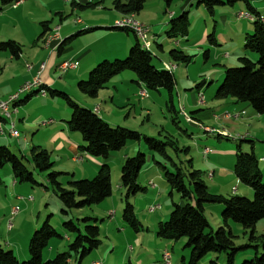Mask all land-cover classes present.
Listing matches in <instances>:
<instances>
[{
    "label": "rangeland",
    "instance_id": "obj_1",
    "mask_svg": "<svg viewBox=\"0 0 264 264\" xmlns=\"http://www.w3.org/2000/svg\"><path fill=\"white\" fill-rule=\"evenodd\" d=\"M211 1L216 0H173L169 7H166L162 0H145L144 3V5L148 4L150 6L146 16H151L154 13L151 2L161 3L163 11L168 8L169 11L167 10V13L182 5V12L187 13L189 29L186 38L168 39L165 34L168 30L167 26L165 30L156 34L157 39L148 32L150 50L153 53L151 54V65L157 69L162 68L171 72L175 78L176 86L171 97V99L174 98L176 104L174 105L177 108L175 111L171 109L166 91L160 90L159 92L162 95H159L157 91L146 90L142 85L138 87L133 82L136 81L135 75L126 70L113 76L105 88L99 90L94 98H89L85 95L73 98L72 95H67L71 97V100L81 103L79 104L81 108L84 107L90 110V107L98 106L103 112H108L112 109L114 114L120 113L118 119L114 118V120H111L113 125H115L113 128L119 127L139 134L144 133V135L153 137L166 144L173 142L175 144L173 148L166 147V154L171 160L158 154L153 155L155 161L160 165H164L168 171L174 172L172 167V163H174L184 175L193 171L199 172L202 182L212 194L221 193L225 197L235 194L247 195V198L253 199L252 190L240 184L231 169L234 165V149L236 145L241 144L242 149L246 153H251L253 146V151L263 175L262 182L264 183V114H255L250 105L237 102L230 97L215 98V92L224 80L225 70L239 67V57L247 56L253 62H256L257 56L255 54H245L243 51L245 35H252L253 33L252 23L250 20L239 16V13L241 11L245 14L248 13L245 1L251 3L252 6L257 4L264 7V0H234L231 3H228V0H220L224 5H217ZM209 2H211L210 9L206 5ZM6 11L7 8L1 12V14H4L1 17L2 21L6 19L3 17L7 16L5 14ZM261 11H264V8ZM81 12L79 11L78 14L80 15ZM142 13L143 9L140 14ZM159 15L161 16L160 18L167 16L165 12H161ZM146 16L143 18H147ZM74 17L78 16H70L68 20H73ZM78 19L82 20V17L80 16ZM9 22L11 23V21ZM45 24L47 27L49 26V22ZM61 24L63 25V23ZM145 27L148 30L151 28L149 25ZM31 28L32 26L30 25ZM2 32L3 29L0 30V34ZM127 35L134 39V35L131 32ZM176 41H179L178 45L174 44ZM160 45H162V49H159L158 46ZM171 50L183 52L185 56L191 58L190 62L184 64L181 61L175 62L171 60L169 57ZM168 64H174V70H169ZM87 77L83 81H86ZM119 80L124 81V84L118 85L117 82ZM140 90L146 92L147 98H140ZM178 91L182 95L181 100L186 93L191 94L195 100L194 106H187L184 102L183 106H180L178 103ZM198 91L200 97L197 96ZM29 94H22L20 100H24L23 98L29 96ZM201 97L203 100L202 104L199 103ZM53 99L62 108L57 110V113L61 115L62 123L68 122L71 111L67 104L60 98ZM235 104L248 108L245 115L240 119H238L239 116H236L243 114L239 112V109H235ZM146 111H149L150 114V120L148 121H145L148 117L144 114ZM63 112L67 114L66 117L63 116ZM252 112L255 115H252ZM225 113L229 114L230 117L226 118L224 116ZM147 124H150V126L145 127ZM38 128L41 129L40 126ZM144 128L147 130H144ZM205 128L208 130L204 131ZM78 134L76 133V135ZM78 136L81 137L80 134ZM237 138L248 140L239 142L235 140ZM9 151L19 158L23 157V154L14 145L11 146ZM29 153L24 155L23 163L29 173L32 174L36 185L18 184V187L25 188V194L21 192L13 194L12 188L4 184L5 176H0V246L3 249L13 251L16 256V248L20 247L22 250H26L28 254L27 247L31 235L39 230L49 217V224L53 227L56 234L62 237L61 239H51L47 248L43 251V262L49 261L57 254L65 253L68 250V245L73 241V235L62 228V223L71 220L82 231L84 227L82 219L88 217L96 219L95 224L100 230L101 245L86 256L80 264H92L94 262L100 264H124L128 262L131 264H145L146 260L161 256V248H158L157 242L163 245L167 244V246L162 247L164 248L162 251L170 253L171 264H183L181 261L183 256L185 257L184 264L188 263L190 250L184 248V243L186 242L184 239L165 241L156 236L158 222L167 221L171 205H183L185 201L181 200L180 196L175 192L169 196L171 190L163 179V171L150 161L149 158L152 153L148 151L143 141L128 142L123 150L111 153L106 160L100 157H92V159L98 160L99 165L106 163L109 166L112 193L109 198L100 204L83 209L65 210L53 187L47 182V174L34 169ZM137 153L146 154L147 156V164L137 178L138 185L144 188V191L139 192L135 197L129 198L128 201L134 208L136 220L143 227V231L140 232L133 230L122 219L125 191L120 186V173L123 161L126 157L136 156ZM49 156L50 161L54 163L53 171L61 173L58 177L59 183L67 188V183L72 176L70 172L72 171L65 172V170L60 169L59 159H56V156L50 152ZM260 159L263 160L261 161ZM4 168L12 176L8 165H5L0 170V173ZM150 169H155L154 173L149 174ZM75 171L80 174V163L76 166ZM146 174L148 179L145 180ZM73 180L81 181L84 179L78 177L75 180L74 177ZM147 181H151L163 192L161 190L153 192L150 185H147ZM5 190L7 192L4 195ZM15 198L17 200L16 203L14 201ZM30 198L32 200L29 201L30 204L27 206L25 202ZM189 203L194 205V200L191 199ZM149 204L157 205L159 209L150 213L148 210ZM14 205L19 208L21 214L13 222L8 220V217H10L8 211L9 207ZM205 206L207 208L205 216L209 222L210 229L216 231L222 222V206L219 204ZM62 211H65L66 214H62ZM106 213H109L108 216H106ZM1 220H3L2 223ZM7 221H11L13 229L6 230ZM229 224L234 246L243 247L235 256L234 264H241L244 261L251 260L255 255L257 257L264 255V250L261 246L255 247L256 244L249 241L250 230H244L234 223ZM254 232L256 236L264 233V219L255 225ZM69 264L77 263L72 258ZM198 264H227L226 255L224 253H210Z\"/></svg>",
    "mask_w": 264,
    "mask_h": 264
},
{
    "label": "trees",
    "instance_id": "obj_2",
    "mask_svg": "<svg viewBox=\"0 0 264 264\" xmlns=\"http://www.w3.org/2000/svg\"><path fill=\"white\" fill-rule=\"evenodd\" d=\"M24 0H0V12L3 9H10ZM166 7H169L173 0H162ZM234 0H228L231 3ZM93 2V1H92ZM89 2L85 8L96 7L98 4ZM217 5H224L220 0L211 1ZM208 9H210V5ZM145 0H114L115 10L122 14H139L144 7ZM205 3V2H204ZM247 14L253 20L252 35H245L243 51L245 54H255L256 62L247 56L238 58L239 67L228 68L224 72V80L217 87L215 98L230 97L237 102L250 105L255 114H264V24L259 20V13L251 3L245 1ZM213 12V11H212ZM46 27V24H42ZM42 27V28H43ZM189 29V20L186 12H180L168 22L166 36L169 39L186 38ZM124 32H129L122 30ZM88 32L81 31L77 35ZM43 30V35H44ZM133 34V33H132ZM71 37L62 44L68 43ZM135 44L129 49L127 56L122 60L102 61L97 64L88 74L86 81L78 82L77 88L83 95L94 98L99 90L105 88L110 79L122 71H130L135 75L136 81L145 86L149 91L164 90L168 94L171 104V97L174 92L176 81L173 74L167 70H159L151 65L152 55L149 50H143L138 39L135 37ZM62 44L59 48H62ZM0 52H7L13 58H18L21 47L14 41L0 42ZM171 60L181 61L184 64L190 62L191 58L178 50L169 52ZM51 98L64 100L71 111L67 129L72 133H79L82 138L83 147L80 149L89 156L100 157L106 160L113 152L123 150L128 142L143 141L148 151L152 153L150 161L163 171L162 176L168 184L171 192L177 193L183 205L172 204L167 221L157 225L156 236L165 241H178L184 239V248L190 250L187 264H198L210 253L226 255V263L234 264L235 256L243 247H235L233 236L230 231V224L234 223L244 230H250L249 241L261 246L264 250V233L255 235V225L264 219V183L259 168L258 159L253 151L246 153L241 144L236 145L235 160L232 172L240 184L250 188L253 192V199L243 195H232L225 197L220 194H212L200 178V173L193 171L189 174H182L181 169L172 163L174 172H170L164 165L155 161L153 155H160L170 159L166 154V147H174V143L166 144L152 137L143 136L137 132L129 131L119 127L113 128L104 122L91 110L79 107L70 97L61 91L47 90ZM37 92L30 93L22 102ZM173 110V105L171 104ZM174 111V110H173ZM3 120V119H0ZM242 142L248 139H235ZM173 145V146H172ZM253 145V144H252ZM177 149V148H176ZM30 161L39 172L46 173L47 182L53 187L58 199L65 210L90 208L98 205L111 196L112 187L110 183V170L106 163L100 165L98 173L92 179L81 181L70 180L67 188L63 187L58 177L61 173L53 171L54 163L50 161L49 153L38 146L31 147L29 151ZM24 157H17L5 146H0V170L8 165L13 179L17 184L36 185L32 174L26 169L23 163ZM147 164L146 154L137 153L136 156L126 158L121 167L120 186L125 191L124 208L122 219L136 232L143 231L142 225L135 218L134 208L128 201L139 192L144 191L137 183L139 173ZM65 175V174H64ZM187 178V179H185ZM187 180V181H185ZM1 185V178H0ZM194 200V205L189 203ZM219 204L222 206L221 226L216 230L210 229L209 222L205 216V205ZM62 214H66L62 211ZM96 219L84 218L82 231L77 228L71 220L62 223V228L73 235V241L68 245L65 253L57 254L53 259L43 262L42 253L53 238L61 239L49 224V217L42 227L35 231L28 241V258L19 261L13 251L5 250L0 246V264H69L72 258L80 264L86 256L98 249L101 245L100 230L95 224ZM208 230V232H206ZM124 264H131L130 262ZM241 264H264V255L254 256L253 259L244 261Z\"/></svg>",
    "mask_w": 264,
    "mask_h": 264
},
{
    "label": "crops",
    "instance_id": "obj_3",
    "mask_svg": "<svg viewBox=\"0 0 264 264\" xmlns=\"http://www.w3.org/2000/svg\"><path fill=\"white\" fill-rule=\"evenodd\" d=\"M113 1L114 0H93L92 4L98 5L96 7L85 8V5L89 3L87 0H24L10 9H7L5 12L7 16H3L6 18L3 19L4 21L1 20L4 14L0 12V30L3 29V32L0 34V42L12 40L21 47V53L18 58H13L7 52H0V100H6L15 93L20 86L26 82H31L36 77L39 79L41 89L44 91H61L68 95H72L73 98L81 97L80 95L83 96L77 88L78 82L85 80L89 72L100 62L124 59L129 49L135 44V36L133 39L127 35L129 32L112 28L115 21L127 16V14H122L115 10ZM126 1L127 0H123V2ZM151 5L154 8V13H152L151 16H146V13L150 10L148 4L144 5L142 14L139 13L138 16L135 14L129 15H133L134 19L140 24L144 26L149 25L151 27L149 28L150 30H148L149 34L157 39L156 34L165 30L166 26L168 27V21L182 11L183 7H181L182 5L177 6L174 11L167 13L168 8L163 11L161 3L151 2ZM253 7L259 15L264 12L261 11L262 8H264L262 6L254 4ZM177 10L179 11L175 13ZM79 11H82L80 15L78 14ZM161 12H165L167 16L160 18L161 16L159 14ZM240 14L245 13L241 11L239 16ZM70 16L78 17H74L73 20H68ZM80 16L82 20L78 19ZM144 16L147 18H143ZM76 20H79L81 23L77 24ZM9 21H11V23ZM46 22H49V26L43 27L42 24ZM59 22L63 23V25ZM30 25L32 26L31 29ZM57 28L59 29V38L51 40L49 44L46 45V37L53 34ZM43 30L45 32L44 35ZM85 30H88V32L77 35ZM5 32H7V34H5ZM71 37L74 38L68 43L62 44ZM178 42L179 41H176L174 44L178 45ZM61 44L62 48L60 49L59 46ZM158 47L162 49V45ZM150 49L151 45L149 51L153 54ZM154 56L157 58L156 55ZM66 61L75 62L77 68L74 70H67L66 72H60L58 69L59 65ZM42 65L43 69L40 74H38ZM158 69L163 70L162 68ZM133 82L138 87L141 85L144 86L137 81ZM117 84L122 85L124 81L119 80ZM34 92L38 93V90ZM157 92L159 95H162L159 91ZM197 94L199 97V91ZM48 96L47 93L44 95L34 94L30 96L26 102L22 101L28 96H25L23 98L24 100L19 99L15 108L16 112L13 113L11 118L15 129L19 130L17 131L19 137L16 139L8 136L2 138L0 136V146H5L10 150L11 146L14 145L18 148V151L23 154V157L27 155L26 153L30 151L31 147L38 146L45 149L48 153L54 154L56 156L55 158L59 159L60 169L65 170V172L72 171L70 172L72 173L70 180H73L74 177L75 180L78 177L81 179H91L95 177L100 168V163L80 149L83 147L81 137L78 136L79 134L76 135V133L68 131L67 121L62 123L61 115L57 113V110L62 108L58 106L53 98L50 96L49 98ZM181 97L182 95H180L178 91V103L180 106H183V102L187 106H194L195 100L191 94L186 93L182 100ZM74 102L78 105L81 104L76 100ZM171 104L175 111L177 108L174 106L176 105L174 98H172ZM235 105V109H239V112L243 114L238 115V119H240L245 115L248 108L246 106H240L239 104ZM94 108L95 106L93 108L90 107V110L93 111ZM105 113L107 114L105 115ZM113 114L114 111L112 109L108 112H103L98 107V116L104 122L107 121L106 123L112 127L115 125H113L111 120H114V118L118 119L120 113H115V116ZM144 114L148 116L145 121L150 120L149 111H146ZM252 115L255 114L253 113ZM63 116L66 117L67 114L63 112ZM45 121L49 123L46 126H41V123ZM8 124V121L0 120V127L5 131L6 135ZM38 126H40L41 129L38 128ZM147 126H150V124H147L145 127ZM144 130L147 129L144 128ZM141 135L148 137L144 135V133ZM260 160L262 161L263 159ZM78 163L81 165L80 174H77L75 171ZM154 170L155 169H150L149 174L154 173ZM0 176H5L4 184L12 188L13 194L17 192L25 194V188L17 186L18 184L13 177L10 176L8 170L4 168ZM146 176L147 174L144 177L145 180L148 179ZM151 183V181H147V185H150L153 192L156 190H161L163 192L162 189H159L156 185ZM5 192H7V190L4 191V195ZM215 194L221 195V193ZM16 198L14 200L15 203L17 202ZM25 203L27 206L30 204L29 200ZM151 205L152 204H149L148 206ZM13 208H15V205L9 207L8 214L10 217H8V220L11 219V221L14 222L15 218L21 213L19 211L18 214L12 217L11 212ZM108 214L109 213H106V216H108ZM2 222L3 220H1V223ZM7 223L8 221L6 222V230ZM11 229H13V227ZM157 245L159 249L161 248V251L164 249L162 248L163 246H167V244L163 245L160 242H157ZM161 251L160 253H162ZM27 256L26 250H22L20 247L16 248V257L19 261H25L28 258ZM160 259L161 256L159 255L157 258L153 257L152 259L146 260L145 264H158ZM181 261L183 264L185 263L184 256Z\"/></svg>",
    "mask_w": 264,
    "mask_h": 264
},
{
    "label": "built area",
    "instance_id": "obj_4",
    "mask_svg": "<svg viewBox=\"0 0 264 264\" xmlns=\"http://www.w3.org/2000/svg\"><path fill=\"white\" fill-rule=\"evenodd\" d=\"M240 16L242 18H252L248 14H240ZM259 20L264 24V13L259 16ZM77 24H80V23H77ZM114 24H120V23H114ZM132 26H133V33H139L141 35V43H145V36H146L147 32H149L148 29L145 26H142V25L134 24ZM55 38H59L58 32L54 33V36H52V40L55 39ZM168 66H170V65H168ZM170 67L174 70V68L172 66H170ZM76 68H77V64L75 62L66 61V62H63V63L60 64L59 71L60 72H66L67 70H74ZM42 69H43V65L40 67V70H39L38 74H40ZM34 82H40V81L36 77L31 82H26L22 86H20L19 89L15 93H13L9 98H7L6 100H0V113L3 114V120L9 122L8 129H7V135H6L5 131L0 127V136L2 138H5L6 136H8V137H11V138L18 139V135H13V127H12V121H11L12 115H6V103L8 101L14 99V98H17V96H20L22 94V92L30 89V85L33 84ZM44 94H46V92L40 93V95H44ZM146 96L147 95H146V92L144 90L140 91V97L141 98H145ZM201 100H202V97H201ZM224 116L226 118L230 117V115L227 114V113H225ZM236 117H238V115ZM48 123L49 122H46L42 126H46ZM31 200L32 199H30V201ZM157 209H159V206L151 205L149 207V212L152 213V212H154ZM18 212H19V208L18 207L13 208L12 212H11L12 217L15 216L16 214H18ZM11 224H12L11 221H8V223H7V229L8 230H10ZM168 257H169V252L168 251H162L161 259H160L158 264H168ZM95 264H100V263L95 262Z\"/></svg>",
    "mask_w": 264,
    "mask_h": 264
},
{
    "label": "bare ground",
    "instance_id": "obj_5",
    "mask_svg": "<svg viewBox=\"0 0 264 264\" xmlns=\"http://www.w3.org/2000/svg\"><path fill=\"white\" fill-rule=\"evenodd\" d=\"M92 1L93 0H88V2H92ZM244 19L253 20V18H244ZM76 23H81V22L79 20H76ZM114 23H120V24H113V26H112L113 29L125 30V31H129L131 33H133V26L132 25H134V24H136V25H142V24H140L139 22H137L134 19V16L133 15L125 16V17H123V18L115 21ZM142 26H144V25H142ZM58 31H59V29L57 28L55 30V32H58ZM54 33L51 34V35H48L46 37V40H45V44L46 45H48L49 42L52 40V36H54ZM133 35L138 39V41L140 43V46H141V48L143 50H149L150 43L148 41L149 40V37H148L149 34H148V32H147V34L145 36V43H141V35L139 33H133ZM169 65L172 66L173 68H175L174 64H169ZM170 66H167L168 69L169 70H173ZM58 69H60V65H59ZM35 90H38V93L37 94H39V95H40V93L46 92L43 89H41V83L40 82H34L33 84L30 85V89L22 92V94H24V93H31V92H34ZM21 95L20 96H17V98H14V99H12V100H10V101H8L6 103V115H13V113L16 112L15 111V108L17 106L16 104L18 103ZM199 97H200V95H199ZM202 102H203V100H201V98H200L199 103L202 104ZM92 112L94 114H97L98 115V107H95ZM0 119H3V114H1V113H0ZM43 124H45V123H43ZM43 124H41V126ZM12 127H13V135H18V137H19V134H18L17 130L15 129V126H14V123L13 122H12ZM207 130L208 129H206V128L204 129V131H207ZM30 199H29V201H30ZM148 210H149V208H148ZM11 228H12V224H11L10 229ZM170 258H171V256H170V253H169L168 264H170ZM92 264H95V262L92 263Z\"/></svg>",
    "mask_w": 264,
    "mask_h": 264
}]
</instances>
